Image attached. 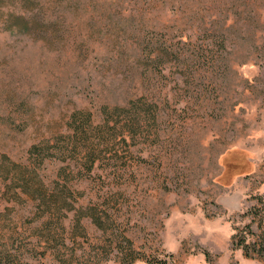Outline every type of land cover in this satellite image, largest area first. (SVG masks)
I'll use <instances>...</instances> for the list:
<instances>
[{"label":"rangeland","instance_id":"1","mask_svg":"<svg viewBox=\"0 0 264 264\" xmlns=\"http://www.w3.org/2000/svg\"><path fill=\"white\" fill-rule=\"evenodd\" d=\"M101 105L121 109L95 167L42 164L48 186L66 169L76 205L98 203V219L83 216L64 246L0 176V256L264 264V0H0V154L24 160L72 109L98 120Z\"/></svg>","mask_w":264,"mask_h":264},{"label":"trees","instance_id":"2","mask_svg":"<svg viewBox=\"0 0 264 264\" xmlns=\"http://www.w3.org/2000/svg\"><path fill=\"white\" fill-rule=\"evenodd\" d=\"M37 18L36 12H33L31 19L38 22ZM7 20H15L22 25L23 22L27 23L29 18L27 19L24 14L10 12ZM36 25L34 23L32 26ZM120 109L121 107L116 105L110 112L107 105H101L100 117L95 120L90 109L74 108L67 120L66 130L58 133L56 137H45L31 143L26 149L24 160L11 159L7 153L0 154V176L7 187L6 192L10 194L9 200L12 202H20L21 199L33 201L32 205H35L39 210L41 224L45 232L51 236L58 235L64 246H67L64 241L66 233L76 229L83 232L84 228L81 224L83 216H90L93 221L98 219L91 210L99 208V204L76 205L77 197L74 190L67 184L70 179L67 178L66 169H64L63 178H61L64 183L57 180L53 186H48L42 164L45 160L58 159L65 161L68 167L78 166L91 170L92 167H95L100 156L101 146L104 142L102 138L107 133L112 135L118 130L117 121L111 123L110 117ZM123 117L126 123H132L135 119V108L124 113ZM62 166L67 167L66 165ZM70 170L72 171V169ZM58 178L60 177L58 176ZM70 211H73V218L68 223L66 220ZM244 234L246 233L236 234L239 243L245 242ZM123 239L126 243L131 242L127 237H123ZM246 247L245 243L243 248L246 249ZM7 249L4 254L5 258L3 255L0 256V264H12L16 259V253ZM59 250L60 247H57L54 251L59 252ZM245 251L247 252V250ZM126 254L124 253V255ZM132 259L133 257L130 260ZM157 263L168 264L164 259H159Z\"/></svg>","mask_w":264,"mask_h":264}]
</instances>
